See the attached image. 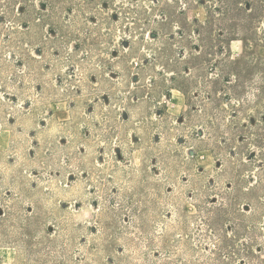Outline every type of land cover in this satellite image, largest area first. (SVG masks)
I'll use <instances>...</instances> for the list:
<instances>
[{"label": "rangeland", "instance_id": "rangeland-1", "mask_svg": "<svg viewBox=\"0 0 264 264\" xmlns=\"http://www.w3.org/2000/svg\"><path fill=\"white\" fill-rule=\"evenodd\" d=\"M90 1L60 14L67 38L1 19L0 264H264V156L246 128L264 104L248 87L237 120L204 115L209 69L182 72L208 4ZM255 25L264 38V14ZM262 44L224 54L252 63Z\"/></svg>", "mask_w": 264, "mask_h": 264}, {"label": "trees", "instance_id": "trees-1", "mask_svg": "<svg viewBox=\"0 0 264 264\" xmlns=\"http://www.w3.org/2000/svg\"><path fill=\"white\" fill-rule=\"evenodd\" d=\"M2 1L3 3H0V8L3 7L0 9V28L4 29L1 22L3 18L9 23H11V20L12 22L18 21L19 27L26 31L25 33H20L22 35L26 34L29 29L31 31L34 27L44 26V29L58 33L57 35H60L61 39L71 36V33L65 29V25L59 21V17L63 11L69 12L72 11L73 8L77 10L78 0ZM204 1L208 4L206 19L202 22H194L192 24L193 28L191 29V33H189V36H193L196 39L192 44L193 51L199 50V52L203 53L202 55H198V53L189 54L192 66L185 67L182 72L188 71L187 74L190 75L191 80H194V78L197 77V73L202 70L200 60L203 59L207 69H209L207 70V75H201L202 84L200 86L205 96H203L199 102L203 114H208L209 104L213 103L215 104L214 107L223 113L226 112V108H232L233 114L231 116L233 118L231 121L237 120L239 115H244L246 106L250 103V98L246 95L248 93V87L254 88L251 102L255 104H264V56L260 55L255 57L252 63L239 59L234 60L225 56V45L223 44H228L232 40H245L248 43L247 47L252 46V44L255 45L257 42H263L262 46L264 47V38H259L257 32L260 26L255 25L264 14V0ZM90 2H92V0ZM7 28L8 31L5 33L7 34V47L11 48L8 50V54L14 56L16 52L12 45V39L13 33L17 30H15V27L12 25L10 28ZM0 32L3 33L2 31ZM152 33L153 37H158L156 32ZM177 33L180 35L183 34L182 30L177 31ZM45 38L43 44L35 49L36 53L39 55L42 54L45 43L58 40L56 38L54 39V36L47 37L45 35ZM197 42H201V44L198 45ZM75 46H77V44H75ZM211 55H213V57L209 58ZM182 56L183 55H180V57ZM199 56H205L206 58ZM23 58L24 55L22 51L18 50L17 61ZM20 64L25 66L24 62ZM221 82H224L225 87L231 90L234 96H230V92H224L223 97L217 95L218 91L214 89L219 87ZM222 98L230 100L225 104L226 107L220 105V100ZM191 99L192 96L190 94V100ZM254 115L255 116L249 118L248 122L250 124L247 125L246 128L251 130L250 132L255 135L256 147L260 155L264 156V151L261 150V148H264V110H255ZM238 129L242 131V128ZM250 158H252V155ZM261 166H264V163H262ZM235 192H237V190ZM0 220L2 224H7L8 228L12 225L8 218H1L0 216ZM27 224L31 225V222L28 220ZM12 227L14 228V225ZM30 227L31 226L27 229H30ZM25 229L26 228L23 227L19 232ZM234 232L236 233V230H234ZM25 247L28 249L29 246ZM250 253L254 255L252 251Z\"/></svg>", "mask_w": 264, "mask_h": 264}]
</instances>
